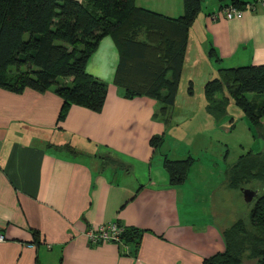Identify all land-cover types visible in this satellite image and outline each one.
<instances>
[{"label":"crops","instance_id":"crops-1","mask_svg":"<svg viewBox=\"0 0 264 264\" xmlns=\"http://www.w3.org/2000/svg\"><path fill=\"white\" fill-rule=\"evenodd\" d=\"M135 5L169 17L182 11L181 0ZM218 8L217 0L201 1L188 29L173 104L181 82L201 89L218 66L264 64V4L239 18L210 20ZM210 48L219 60L207 56ZM116 63V48L104 36L85 64L89 75L106 84L101 109L70 105L61 121V98L51 89L0 88V264H201L223 249L218 230L225 224L213 222L219 191L214 205L206 191L205 214L193 217L185 180L170 184L161 166L163 155L184 156L179 148L156 155L149 138L163 135L166 124L153 115V99L121 96L112 82ZM64 143L74 152L53 147ZM107 157L121 164H103ZM112 221L142 230L134 254H120L115 243L86 241V228Z\"/></svg>","mask_w":264,"mask_h":264},{"label":"trees","instance_id":"trees-1","mask_svg":"<svg viewBox=\"0 0 264 264\" xmlns=\"http://www.w3.org/2000/svg\"><path fill=\"white\" fill-rule=\"evenodd\" d=\"M202 0H181V14L169 17L138 7L134 0H0V88L20 92L51 89L61 98L56 121L70 105L99 111L106 84L85 71V63L99 40L108 36L116 51L112 82L125 99L147 96L154 100L153 115L167 120L180 79L187 33ZM219 7L242 8L247 1L217 0ZM219 60L212 48L207 52ZM191 92V83L186 87ZM225 92L220 98L217 93ZM207 114L220 117L229 100L240 109L252 136L264 144V64L218 66L202 85ZM162 135H152L154 149ZM51 145V144H50ZM56 149L74 152L68 143ZM193 158L162 156L170 184L182 183ZM121 164L104 158L103 164ZM228 189L255 183L264 187V146L247 150L224 171ZM256 189V188H251ZM246 215L235 217L218 230L223 249L201 259V264H264V190L252 199ZM116 222V221H114ZM121 227L120 254H134L142 230ZM35 235L36 233L33 232Z\"/></svg>","mask_w":264,"mask_h":264},{"label":"rangeland","instance_id":"rangeland-1","mask_svg":"<svg viewBox=\"0 0 264 264\" xmlns=\"http://www.w3.org/2000/svg\"><path fill=\"white\" fill-rule=\"evenodd\" d=\"M135 1L137 3L134 0V4ZM193 86L191 89L194 93L188 97L184 92L187 85L181 82L177 100L167 111L166 132L162 135L156 155L164 148L170 150L169 154L179 148V156L190 155L194 161L183 186L188 210L193 217L204 213L208 205L204 199L206 191H210L213 205L214 195L219 191L220 197L215 205L219 215L213 222L227 226L235 217L246 215L252 201L244 202L239 189H228L224 185V171L240 154L247 150L260 151L264 144L261 138L252 136L242 112L231 100L227 102L224 113L216 120L212 119L206 111L202 86L201 89L199 85L198 88ZM222 94L226 95L219 92L216 96L220 98ZM187 108H190L188 115L183 113ZM261 121H264V117ZM243 187L257 189L253 182ZM263 190L261 186L257 189L259 193ZM199 203L204 207L197 209ZM221 213L225 214L223 218Z\"/></svg>","mask_w":264,"mask_h":264},{"label":"built area","instance_id":"built-area-1","mask_svg":"<svg viewBox=\"0 0 264 264\" xmlns=\"http://www.w3.org/2000/svg\"><path fill=\"white\" fill-rule=\"evenodd\" d=\"M262 5L264 4V0H254L251 2H247L243 5L242 8H235L230 5H225L219 7L213 13H211L208 18L210 20H216L217 18L221 17L224 19L230 18H239L241 17L242 13L245 11H251L255 8V5ZM121 230L116 222H107L104 224L96 225L93 227H88L85 229L83 235L88 243L91 244H99L102 242H118V233ZM4 240V235L0 232V241Z\"/></svg>","mask_w":264,"mask_h":264},{"label":"water","instance_id":"water-1","mask_svg":"<svg viewBox=\"0 0 264 264\" xmlns=\"http://www.w3.org/2000/svg\"><path fill=\"white\" fill-rule=\"evenodd\" d=\"M240 193L244 202H249L257 194V189L240 188Z\"/></svg>","mask_w":264,"mask_h":264}]
</instances>
